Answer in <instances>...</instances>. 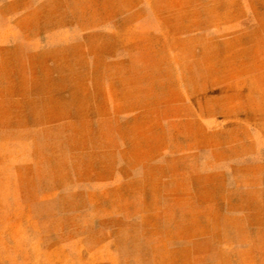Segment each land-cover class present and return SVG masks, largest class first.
<instances>
[{
	"label": "rangeland",
	"instance_id": "374dc122",
	"mask_svg": "<svg viewBox=\"0 0 264 264\" xmlns=\"http://www.w3.org/2000/svg\"><path fill=\"white\" fill-rule=\"evenodd\" d=\"M0 264H264V0H0Z\"/></svg>",
	"mask_w": 264,
	"mask_h": 264
}]
</instances>
